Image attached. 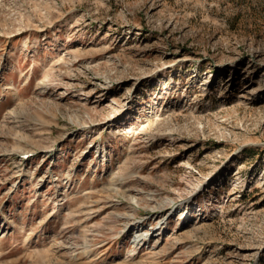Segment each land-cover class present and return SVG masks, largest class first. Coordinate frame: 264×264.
I'll use <instances>...</instances> for the list:
<instances>
[{"label":"rangeland","instance_id":"obj_1","mask_svg":"<svg viewBox=\"0 0 264 264\" xmlns=\"http://www.w3.org/2000/svg\"><path fill=\"white\" fill-rule=\"evenodd\" d=\"M0 264H264V0H0Z\"/></svg>","mask_w":264,"mask_h":264},{"label":"bare ground","instance_id":"obj_2","mask_svg":"<svg viewBox=\"0 0 264 264\" xmlns=\"http://www.w3.org/2000/svg\"><path fill=\"white\" fill-rule=\"evenodd\" d=\"M206 82H208V81H206ZM56 213V212H55ZM160 227V226H159ZM161 229V228H160ZM135 240H134V242H132V243H135L136 242V244H138L140 241H143V240H145L146 239V237H147V235H136L135 234Z\"/></svg>","mask_w":264,"mask_h":264}]
</instances>
